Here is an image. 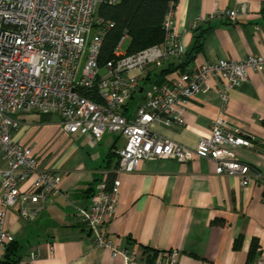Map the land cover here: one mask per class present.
Returning <instances> with one entry per match:
<instances>
[{
    "label": "crops",
    "instance_id": "crops-1",
    "mask_svg": "<svg viewBox=\"0 0 264 264\" xmlns=\"http://www.w3.org/2000/svg\"><path fill=\"white\" fill-rule=\"evenodd\" d=\"M242 4L248 13L237 21L223 14ZM263 9L264 0H181L176 28L186 50L160 66H147L143 85L127 103L126 112L134 111L151 84L171 80L182 70L220 57L242 59L264 53ZM201 29L206 30L204 47L192 58L189 52ZM209 84L207 92L181 106L184 123L152 127L195 148L222 114L231 128L256 135L254 146L233 151L260 174L255 170L244 185L239 176L218 173L213 159L198 154L187 161L177 156L144 158L134 170L121 172L117 209L106 228L115 244L134 250L137 261L152 263L176 251L178 264H264V71L250 69L247 80L230 87L223 112L217 90L222 80L212 77ZM15 117L13 139L30 146L40 163L61 174V192L32 203L42 206L34 218L22 216L18 204L8 207L6 225L18 255L15 262H5L1 249L0 264H128L121 254L114 256L111 248L99 246L82 218L98 183H111L116 177L119 156L114 149L125 139L110 130L100 140L81 131L69 132L57 113L31 110ZM32 180L28 177L22 189L32 190ZM239 237L241 245L236 247ZM254 238L259 245L250 256ZM38 246L40 254L32 262L30 252Z\"/></svg>",
    "mask_w": 264,
    "mask_h": 264
},
{
    "label": "built area",
    "instance_id": "built-area-1",
    "mask_svg": "<svg viewBox=\"0 0 264 264\" xmlns=\"http://www.w3.org/2000/svg\"><path fill=\"white\" fill-rule=\"evenodd\" d=\"M101 1L0 0V155L4 162L0 165V256L1 249L15 239L6 225L8 207L18 204L22 216L34 218L42 206L32 203L61 192V174L40 163L30 146L13 139L18 126L15 115L22 111L57 113L67 131H81L97 140L108 130L125 139L123 146L114 149L119 156L116 177L111 184L98 183L82 218L94 232L97 244L111 248L114 256L121 254L128 264H178V259L177 252L172 251L152 263L137 261L134 250L115 244L109 236L106 224L117 209L121 172L134 170L144 158L177 156L187 161L198 154L213 159L218 173L239 176L244 185L250 183L255 170L260 174L255 165L233 151V147L254 146L256 135L238 126L231 128L222 114L195 148L152 126L184 123L181 106L192 96L207 92L212 77L222 80L217 90L223 112L229 88L247 80L250 69L264 71V53L204 61L171 80L153 83L129 114L127 103L142 87L147 66H160L186 50L176 28L181 0L169 5L162 41L127 52L121 48L123 36L114 56L104 64L99 62L103 32L113 22L97 16ZM247 13L246 4L223 11L232 21ZM28 177L33 178V188L23 190L21 184ZM39 254V246L33 248L30 261Z\"/></svg>",
    "mask_w": 264,
    "mask_h": 264
},
{
    "label": "trees",
    "instance_id": "trees-1",
    "mask_svg": "<svg viewBox=\"0 0 264 264\" xmlns=\"http://www.w3.org/2000/svg\"><path fill=\"white\" fill-rule=\"evenodd\" d=\"M171 1L176 0H116L114 2L102 0L97 7L96 14L104 22H113V25L103 32V43L99 56L100 64H104L114 56V49L123 36L130 38L126 48L127 52H135L162 41L165 36L163 22ZM103 26L106 25L102 24ZM205 31V29H201L196 35L193 49L189 52L192 58L204 47ZM110 154L113 156V151ZM240 245L241 237L235 241L236 247H240ZM258 245V239L254 238L249 253L250 256L256 253ZM16 250H18V245L14 239L7 244L3 260L10 263L15 262L16 255H18Z\"/></svg>",
    "mask_w": 264,
    "mask_h": 264
},
{
    "label": "rangeland",
    "instance_id": "rangeland-1",
    "mask_svg": "<svg viewBox=\"0 0 264 264\" xmlns=\"http://www.w3.org/2000/svg\"><path fill=\"white\" fill-rule=\"evenodd\" d=\"M129 41H130V38L128 36H125L124 39L122 40L121 48L122 49H126L127 46H128Z\"/></svg>",
    "mask_w": 264,
    "mask_h": 264
}]
</instances>
